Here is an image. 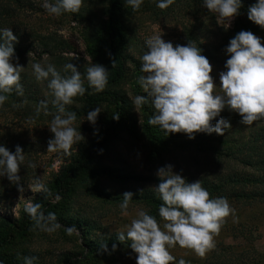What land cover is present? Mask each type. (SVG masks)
<instances>
[{"label":"rangeland","instance_id":"374dc122","mask_svg":"<svg viewBox=\"0 0 264 264\" xmlns=\"http://www.w3.org/2000/svg\"><path fill=\"white\" fill-rule=\"evenodd\" d=\"M49 2L54 3L55 0ZM43 3L44 0L12 2L16 9L15 28L24 33L21 42L28 49L33 47L25 59L18 61L24 67L23 71L35 75L33 64L39 63L43 67H47L48 64L54 65V56L49 53L50 50L58 55H66L70 59L76 58L84 65L91 62L83 35V28L88 22L87 16L78 13H64L59 17L49 15L42 7ZM83 5L91 6L96 17L105 19L104 0H83ZM158 10L159 16L139 13L133 17L130 24L134 39L130 51L135 60L128 62L132 76L119 87L127 93L130 106L110 142L89 161L94 178H89L86 173L82 174L74 181L68 199H59L50 191L53 201L59 203L57 216L60 218L56 220L60 227L49 233L37 228L34 222L26 231H17L7 247V254L2 256L11 264L16 260L19 264H24V257L31 256L38 257L34 264H136V254L128 244L120 243L117 235L127 231V226L132 219L137 218L141 210L155 216L163 228L165 221L159 217V206L150 204L141 196V190L147 188L155 190V186L160 183L156 175L158 168L171 164L174 166L173 171L180 173L184 178L199 177L216 169L212 155L196 150L166 149L162 144L156 143L155 139L143 134V123L149 121L146 109L148 107L136 106L134 101L140 95L147 97V93L138 84V79L145 75L140 71L142 63L140 57L147 51L145 41L148 38L162 35L166 42L171 41L174 46L185 45L191 41L202 50L209 48L222 55L223 63L218 64L209 59L213 65L212 75L219 86L218 74L225 70L224 64L228 58L223 52L228 44V32L217 24L215 14L202 6V0H181L178 4L173 3L171 9ZM235 20L236 18L230 28L233 27ZM38 35L46 36L44 45ZM255 35L262 38L261 34ZM70 62L75 64L72 60ZM39 81L44 87L45 94L53 97L47 80ZM216 91L222 94L219 87ZM32 107L40 111L43 117L36 119L23 116L0 107V142L12 138L28 145V151L24 153L25 161L19 173L23 181V190L14 192L0 201L1 216L20 218L22 210L32 204L31 197L39 192L36 189L37 182L48 189L61 168L107 130L116 111L112 105L99 104L83 113H76L74 127L81 131L85 139L74 144L70 154H65L62 150L48 149V141L54 135L49 130L50 122L56 110L53 114H45L48 112L47 108L34 105ZM95 107H99L102 112L96 124L92 125L86 120V115ZM0 181L10 190V182L6 177H0ZM127 191L134 195L125 212L119 205L123 201L122 194ZM229 204L235 210V216L230 215L226 218L219 235L214 238L215 248L204 257H200L193 250L177 244L169 248L170 254L175 258L172 264H179L180 260L186 261V264H207L208 258H219L224 263H232L244 249L252 251L253 255L264 260V203L231 201ZM89 218L97 220L101 228L92 229L87 233L83 229L84 219ZM68 229H72V232L69 233ZM103 236L116 237L111 244H107L111 250L112 244L116 243L118 245L116 251L108 254L102 252V249L95 250V246L94 250L87 246L86 241L92 239L95 242Z\"/></svg>","mask_w":264,"mask_h":264},{"label":"clouds","instance_id":"9594fccd","mask_svg":"<svg viewBox=\"0 0 264 264\" xmlns=\"http://www.w3.org/2000/svg\"><path fill=\"white\" fill-rule=\"evenodd\" d=\"M143 2L125 0L134 12ZM173 3L175 0H156L160 9H167ZM82 4L83 0H55L54 3L44 0L42 7L49 15L59 17L64 13H79ZM202 6L215 14L217 24L227 31L241 14L243 3L242 0H202ZM247 18L264 29V0H256L248 7ZM17 42L18 37L11 28H0V107L13 92L24 95L20 83L24 67L19 64L15 53ZM145 47L147 51L140 57V71L145 75L139 77L138 84L147 97L137 96L134 103L142 106L150 100L155 112L148 123L158 126L165 136L174 133H183L189 139H195L197 133L223 136L225 129L231 127L230 121L221 115L225 110L239 115L243 125L264 119V38L241 30L229 40L223 49L228 58L225 70L218 74L219 86L212 75L213 65L195 43L188 41L185 45L174 46L162 35H154L145 41ZM109 56L111 58L110 53ZM32 67L38 81L47 80L54 97L52 104L56 114L49 127L54 135L48 141V149L70 154L72 146L85 137L74 127L76 112L68 111L66 106L73 104L75 97L84 96L88 88L73 63L63 66L65 72L71 73L67 76L61 75L52 64L43 67L36 63ZM86 73L89 88L96 92L105 90L109 71L104 65L94 63ZM217 87L222 94L217 93ZM41 105L47 108L46 102L42 101ZM101 112L99 107H95L87 112L86 120L95 125ZM113 118L118 120L119 116ZM24 161L20 145H16L12 152L0 144V177H6L19 191L23 190L19 173ZM173 167L167 164L156 172L160 183L155 190L162 201L158 214L165 221L163 228L155 216L141 210L137 218L131 220L127 231L117 235L120 243L131 241L128 246L136 254V264H172L175 258L169 248L177 244L204 257L215 248L214 238L219 235L226 218L235 216V210L226 197L210 198L200 180L190 183L180 173L174 172ZM36 189L47 191L39 182ZM122 195L119 207L126 212L134 193L127 191ZM25 211L35 226L45 232L51 233L60 227L55 214H45L40 204H31ZM68 232L71 233L72 229ZM117 247L113 243L109 250L105 244L102 252L111 254ZM37 259L35 256L24 257V264H34ZM179 264H186V261L180 260Z\"/></svg>","mask_w":264,"mask_h":264},{"label":"trees","instance_id":"16d2710c","mask_svg":"<svg viewBox=\"0 0 264 264\" xmlns=\"http://www.w3.org/2000/svg\"><path fill=\"white\" fill-rule=\"evenodd\" d=\"M19 1V0H15ZM106 2L105 19L98 18L94 15L92 7L83 5L78 14L87 16L88 22L83 28V35L86 41L87 54L92 59L84 65L78 59H70L66 55H58L56 52L50 50L49 53L53 54V64L61 75H71L70 71L65 72L63 66L71 63L72 60L81 73L84 80V86L88 91L84 96H77L74 98L76 103L66 106L68 111L76 113H83L95 105L104 104L107 106L115 107L114 116H119V119L112 118L111 124L107 130L95 140L88 148L82 150L73 156L61 170L56 174L53 181L50 183L47 191H39L31 197L32 204H40L41 210L48 213H54L56 219L59 203L53 201L50 191L54 192L55 196L59 199H68L72 191V185L76 179L82 174H87L89 178H94V172L89 167V161L96 157L101 150H103L112 139L116 129L123 121L126 112L129 110L128 106L130 99L126 92L122 91L119 87L126 79L132 76L130 74L129 60L134 61L131 54V46L134 41L132 34V27L130 24L133 17L139 13H147L154 16H159V8L156 6V0H144L138 11H133L130 6L125 3V0H104ZM181 0H175L178 4ZM13 0H0V28H11L13 34L18 37V42L15 44V53L19 57V61L25 59L29 50L21 40L24 37L22 31L17 30L15 27V8L12 5ZM256 0H242L243 7L241 14L236 17L235 23L232 28L228 29V42L241 30L251 31L253 34H261L264 38V29L254 24L247 18V9L250 5L255 3ZM171 9V6L168 7ZM167 10V9H166ZM88 14V15H86ZM14 18V19H13ZM41 38V43L44 45L47 38L43 35H38ZM224 52V51H223ZM111 54V58L109 56ZM211 61L215 63H223L222 55L216 53L209 48L202 50ZM113 61L115 64L113 66ZM94 63L104 65L109 71L108 84L104 91L96 92L88 87L86 79V69ZM23 86L24 95H17L15 92L9 95L5 101L3 108L16 112L23 116H31L38 119L43 117L42 113L34 109L32 105L42 106L41 102L47 103V113L53 114L56 108L52 104L54 97L45 94L44 87L38 81L35 75L29 72H21V81ZM150 100L144 104L148 112V119H150L155 112L151 106L149 108ZM43 107V106H42ZM2 108V107H1ZM225 119L230 121L231 127L225 129L224 135H211L197 133L195 139H189L183 133H174L165 136L158 126L143 123V134L148 138H153L156 143L162 144L166 149L191 151L196 150L206 155H212L216 164L215 170L203 173L199 177L188 176V182H195L200 180L202 186L210 193V198L226 197L228 202L238 201L253 204L255 202L264 203V119L254 122L252 125H243L240 123V116L235 113H230L225 110L221 114ZM4 144L10 151L14 152L16 145H20L25 152L28 151V145L25 143L17 142L15 139H10ZM23 181L21 180V183ZM9 188L0 181V201L3 198H8L10 194L20 192L17 187L10 183ZM24 187V186H23ZM148 202L154 206L161 205L162 201L159 199L158 194L152 189H143L142 195ZM158 202V203H157ZM34 221L26 213L25 208L22 210V216L15 217L9 215H0V261L3 264H11L10 261L4 259L3 255L7 254V247L10 245L11 240L17 231H26ZM85 226L83 227L87 233L92 229L97 230L101 228L97 220L84 219ZM113 237H105L95 241L90 239L86 241L88 247L94 250L102 249L105 244H111ZM129 244V241L126 242ZM4 261H3V260ZM207 264H264L261 257L252 254V251L244 249L238 253V258L234 262H222L219 258H208ZM262 260V261H261ZM14 264H19L16 260Z\"/></svg>","mask_w":264,"mask_h":264}]
</instances>
